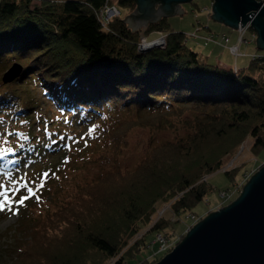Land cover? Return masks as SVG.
I'll return each instance as SVG.
<instances>
[{"label": "trees", "instance_id": "trees-1", "mask_svg": "<svg viewBox=\"0 0 264 264\" xmlns=\"http://www.w3.org/2000/svg\"><path fill=\"white\" fill-rule=\"evenodd\" d=\"M104 1L0 0V173L64 151L73 131L90 125L96 128L93 137L102 139L125 137L134 127L185 133L151 145L133 168L110 169L56 200L43 217L54 223L45 224L32 242L45 264H71L51 250L56 239L82 236L100 255L92 264H103L140 223L149 222L157 203L171 200L175 214L192 211L213 189L201 176L219 166L229 143L216 147V156L211 151L204 167L191 173L182 170L173 152L188 153L208 132L222 135L225 127L234 131L252 122L251 148L264 149V54L235 70L223 69L188 45L196 36L185 38L166 18L146 29V34L165 31V46L141 52L138 33L121 18L101 27L97 11ZM116 2L128 11L136 5L134 0ZM208 32L199 29L196 40L205 42ZM13 63L21 65L20 73L3 82L4 70ZM99 188L106 191L102 198L97 195L103 206L99 213L107 210L110 219L101 231L84 233L77 227L80 220L71 223L74 211L85 197L95 198ZM67 213L70 225L76 224L72 231L56 226ZM164 220L151 228L165 226ZM136 249L137 244L129 246L130 255L120 254L117 263L138 259ZM19 250L24 261L27 250Z\"/></svg>", "mask_w": 264, "mask_h": 264}, {"label": "rangeland", "instance_id": "rangeland-1", "mask_svg": "<svg viewBox=\"0 0 264 264\" xmlns=\"http://www.w3.org/2000/svg\"><path fill=\"white\" fill-rule=\"evenodd\" d=\"M40 1L38 0L36 3ZM260 1L264 3V0ZM106 3H108L109 7L114 5L119 8L123 18L134 9L125 10L117 4L116 0H105L100 7H103ZM211 3L212 0L183 2L180 5L183 12L171 14L166 19L170 27L175 30L184 33L192 30V33L185 34V38L197 37L198 34L193 32L197 26L196 20L199 22L198 29H212L218 34V39L222 38V32H216V28L222 26L224 33L229 37V43L223 39L219 41L207 40L209 38L207 37L204 39V44H208L211 41L213 44L225 47L226 51H220L219 55L222 59L221 61L227 62L228 65L216 63L218 67L223 69L231 68L235 70L236 62L239 67H242L248 63L250 57L256 58V55L264 54V50L256 48V34L249 24L243 27L240 26L243 28L242 31H237V29H231L212 20L209 15L211 14ZM161 19L163 17L158 19V21ZM158 21L146 24L144 28L137 27L135 30H132L127 25L128 23L125 22L128 28L138 33L136 45L138 51L144 52L145 50L163 46V43L159 45L152 44L150 48L146 47L148 49H145L142 47L143 44L139 37L140 34H146L148 31L146 29L150 24ZM202 26H206V28ZM207 36H210V34ZM239 36H241L240 40ZM192 41H188V45L191 47L193 46ZM235 46H237L236 51L234 50ZM216 58L220 59L219 56ZM251 125L252 122L238 125L234 131L225 127L222 135H218L214 131L208 132L204 136V140L198 141L195 147L190 148L188 153L173 152L174 157L180 158L179 164L182 170L191 173L198 171L199 165L202 169L203 158H206L211 151L213 154L216 147L229 143L227 152L219 166L212 173L201 176L200 181L208 180L213 189L193 207L192 211L175 214L170 208L171 200L157 203L149 217V222L140 223L138 231L129 236L127 243L121 247L119 253L116 256L102 259V263L153 264L169 252L193 224L202 219L208 212L216 210L234 199L249 176L264 164V149L258 152L251 148L254 139L248 133V128ZM95 132L96 128L92 125L79 130L75 129L72 136L67 140L68 146H66L64 151L57 154L44 155L45 157L38 158L39 160L27 162L24 165H19V167L0 173V203H4L7 198L5 206L0 210V256L2 264H17L19 262L21 264L22 262L45 264L47 261L43 262L42 253L35 251L36 247L32 242H35L34 238L40 234V229L45 224H50L51 221L54 223L53 220H50V222L43 221V217L46 210L52 208L56 200L66 197L65 195L72 188L83 185L96 175L106 173L110 169L116 167L123 169L133 168L151 145L158 141L172 138L174 135L185 133L183 129L134 127L127 132L125 137L102 139L94 138ZM236 140L238 143L235 147ZM212 156H216V153ZM227 171L231 173L230 177L225 174ZM233 174L234 176H232ZM41 185L43 186L41 187ZM148 186V184L144 185V187ZM28 188L33 189L34 195L25 200L23 204L18 203L19 199L29 195ZM145 189L147 191L148 188ZM97 191L95 198L93 196L85 197L80 201V206H77L74 211L76 214L74 216L75 221L73 220L71 223L80 220L81 222L77 227H81L84 233L92 229L96 232L101 231L104 223L110 219L107 210L102 212V214L99 213L103 206H101L98 197L101 194L103 196L105 194L103 191L105 190L99 188ZM115 207L118 206L116 205ZM69 219L70 217L67 213L65 219H61V222L56 224V226L59 229L72 231L76 224L70 225ZM158 219H165L166 225L159 229H152V224ZM65 232L68 231L63 233ZM54 233L56 237L60 235L58 230H55ZM71 236L65 239H56L51 244V250L62 253L66 263L71 264H92L95 260L100 259L97 250L86 243L82 236L76 238H71ZM132 244H137L138 259H125L117 263L120 254L121 257L130 255L127 250ZM19 248L22 251L27 250L24 253V258L26 259L24 261L22 253L19 254Z\"/></svg>", "mask_w": 264, "mask_h": 264}, {"label": "water", "instance_id": "water-1", "mask_svg": "<svg viewBox=\"0 0 264 264\" xmlns=\"http://www.w3.org/2000/svg\"><path fill=\"white\" fill-rule=\"evenodd\" d=\"M134 1L135 8L122 19L132 30L183 12L179 4L191 0ZM209 15L232 29L249 22L256 33V48L264 50V3L260 0H212ZM20 71V64L13 63L2 81L13 80ZM153 264H264V164L249 176L234 199L193 224Z\"/></svg>", "mask_w": 264, "mask_h": 264}, {"label": "bare ground", "instance_id": "bare-ground-1", "mask_svg": "<svg viewBox=\"0 0 264 264\" xmlns=\"http://www.w3.org/2000/svg\"><path fill=\"white\" fill-rule=\"evenodd\" d=\"M31 1H33V2H37L38 0H31ZM57 1H60V0H57ZM33 2H31V3H33ZM179 5H181V3L179 4ZM135 8V7H134ZM180 8H181V6H180ZM115 9L116 10H114V11H112V12H108L106 15H105V19H101V17L98 15L97 16V20L99 21V24L101 25V27H103V28H108V26H109V24H110V22H111V20L112 19H114V18H121V20L123 19V16H121V14H120V10H119V8H117V7H115ZM164 18V17H163ZM165 18H167V17H165ZM210 18H211V16H210ZM212 19V18H211ZM196 23H197V26H196V28L193 30V32L194 33H198V27H199V22L196 20ZM193 24H195V23H193ZM222 24V23H221ZM246 24H249V22H247ZM245 24V25H246ZM224 25V24H223ZM245 25H241V24H239L238 26L240 27H243V26H245ZM250 25V24H249ZM237 26V27H238ZM202 27H205L206 28V26H202ZM228 27V26H227ZM238 27V28H239ZM229 28H231L232 29V27H229ZM238 28H236L237 29V31H239L240 29H238ZM201 29V28H200ZM135 30V29H134ZM204 30V29H203ZM205 30H208V29H205ZM209 32H208V35L210 34V36H211V38H212V40H221V39H223L225 42H227V43H229V37H228V35L226 34V33H224V32H222V34H221V39H218L217 38V35L218 34H215V31L214 30H212V29H209L208 30ZM242 31V30H241ZM191 33H192V30L190 31ZM190 32H188V33H185V34H190ZM217 32H220V31H217ZM199 34V33H198ZM256 34V33H255ZM166 35H167V33L166 32H164V31H162V30H154L152 33H150V32H148L147 33V35L146 34H140L139 35V37L141 38V42H142V47H144L145 49H148V48H150L151 46H152V44L153 45H156V44H161V43H163V46L162 47H164L165 46V39H166ZM194 38H196V39H198V37H194ZM137 45V44H136ZM146 47H148V48H146ZM145 51H147V50H145ZM238 66V64H237V62L235 63V68ZM21 66V65H20Z\"/></svg>", "mask_w": 264, "mask_h": 264}, {"label": "crops", "instance_id": "crops-1", "mask_svg": "<svg viewBox=\"0 0 264 264\" xmlns=\"http://www.w3.org/2000/svg\"><path fill=\"white\" fill-rule=\"evenodd\" d=\"M210 27V26H209ZM211 28V27H210ZM217 31H220V32H225V31H223V28H222V26H218L217 28H216V32ZM237 35V34H236ZM236 41V40H235ZM234 41V42H235ZM233 42V43H234ZM192 44H193V46H195V48H197V49H199L198 51H201L202 53H204V54H206L207 56H208V58H209V60H211V61H213L214 63H218V64H223V63H225V64H227L228 65V63L227 62H222L221 60V58H220V55H219V53H220V51H226V49H225V47H223V46H221V45H218V44H213V43H208V44H204V41H201V40H193L192 41ZM242 45V44H241ZM194 48V49H195ZM219 56V58L220 59H218V58H216V57H218ZM233 58V57H232ZM220 61V62H219ZM224 66H226V65H224Z\"/></svg>", "mask_w": 264, "mask_h": 264}, {"label": "built area", "instance_id": "built-area-1", "mask_svg": "<svg viewBox=\"0 0 264 264\" xmlns=\"http://www.w3.org/2000/svg\"><path fill=\"white\" fill-rule=\"evenodd\" d=\"M114 10H116L115 9V6L114 5H112L111 7H109V5H108V3H106L103 7H100L99 9H98V11H97V15H99L100 17H101V19H105V15L108 13V12H112V11H114ZM240 30H242L243 28H239ZM207 37H209L207 40H209V39H211L212 40V38L210 37V36H206L205 38H207ZM241 39V36H239V40ZM215 40V39H214ZM217 41V40H216ZM235 49V51H236V48H237V46H235L234 47ZM233 49V48H232Z\"/></svg>", "mask_w": 264, "mask_h": 264}, {"label": "snow or ice", "instance_id": "snow-or-ice-1", "mask_svg": "<svg viewBox=\"0 0 264 264\" xmlns=\"http://www.w3.org/2000/svg\"><path fill=\"white\" fill-rule=\"evenodd\" d=\"M27 138V137H25ZM0 155H4V153L0 152ZM46 175V174H45ZM43 185H41L42 187ZM28 193L29 195L28 196H24L22 197L21 199H19L17 202L20 203V204H23L25 200H27L30 196L34 195V192H33V189L32 188H28ZM7 200V198H6ZM6 200L4 203H0V210L3 209V207L5 206V203H6Z\"/></svg>", "mask_w": 264, "mask_h": 264}]
</instances>
